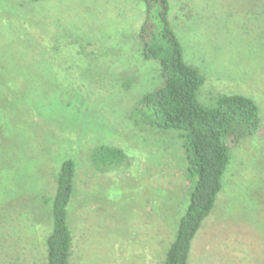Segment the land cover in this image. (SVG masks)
I'll use <instances>...</instances> for the list:
<instances>
[{
	"label": "rangeland",
	"instance_id": "rangeland-1",
	"mask_svg": "<svg viewBox=\"0 0 264 264\" xmlns=\"http://www.w3.org/2000/svg\"><path fill=\"white\" fill-rule=\"evenodd\" d=\"M69 1L57 31L91 40L90 53L62 46L35 108L25 103V53L18 67L9 57L20 48V0H0V104L8 125H22L0 137V264H45L64 158L75 162L70 264H161L189 180L178 132L156 128L143 102L164 80L138 36L146 1ZM166 1L183 59L203 77L198 102L213 108L220 94L239 93L261 115L256 134L231 150L189 264H264V0ZM104 145L122 151L118 164L92 159Z\"/></svg>",
	"mask_w": 264,
	"mask_h": 264
},
{
	"label": "trees",
	"instance_id": "trees-1",
	"mask_svg": "<svg viewBox=\"0 0 264 264\" xmlns=\"http://www.w3.org/2000/svg\"><path fill=\"white\" fill-rule=\"evenodd\" d=\"M145 1L146 18L138 36L144 56L158 61L164 80L154 93L143 97V102L151 110L156 128L178 132L184 147L185 172L189 180L184 212L173 217L174 212L170 217L172 236L161 264H189L193 241L214 209L223 188V177L230 164L231 150L241 139L256 134L261 125V115L253 99L239 93L220 94L213 108L202 106L197 100V92L203 84V77L183 59L181 45L167 22V1ZM72 3L69 0L19 2L22 8L17 30L20 33L17 34L20 48L17 54H9V57L18 67L23 65L20 63V55L25 53L26 106L37 108L39 100L34 91L37 89L38 94L41 82L45 83L46 90L53 85L54 60L62 46L73 43L79 46V53H90L86 50V44H91V40L57 31V27L64 25V17L71 12ZM4 44L9 45L8 42ZM3 107L0 104L1 138L2 133L8 136L6 128L20 130L22 126L18 122L8 125ZM20 107L16 110L23 108ZM3 117L4 121L1 119ZM2 147L5 145L0 142V149ZM122 157L119 148L104 145L95 148L92 159L100 161L104 166L118 164ZM74 176V160L62 159L51 198L53 224L46 239L45 264H70L72 235L68 211L72 205Z\"/></svg>",
	"mask_w": 264,
	"mask_h": 264
}]
</instances>
